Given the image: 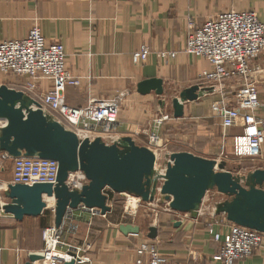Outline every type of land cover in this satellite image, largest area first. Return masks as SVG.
<instances>
[{
  "label": "built area",
  "instance_id": "2783aa9c",
  "mask_svg": "<svg viewBox=\"0 0 264 264\" xmlns=\"http://www.w3.org/2000/svg\"><path fill=\"white\" fill-rule=\"evenodd\" d=\"M183 53L201 59L208 65L207 69L200 72L196 85L211 89L208 93L220 94V100L211 105V113L219 120L223 133L220 154L227 156L224 153L230 145L236 158L264 161V118L259 115L264 111V99H258L256 86L257 79L264 75V68L256 63L264 53V24L258 20L257 14L253 11L229 10L209 18L200 27L190 25ZM150 54L147 47H141L132 54L133 64L145 63ZM176 56V52L157 53L160 60L175 59ZM0 74L29 80L23 88L33 93L31 98L78 138L79 134H85L86 139L92 141L96 137L107 136L113 143L120 137L116 134L119 100L92 98L80 108L67 105L64 91L68 87H79L81 82L66 67L64 46L61 43H48L39 27L34 26L23 39L0 41ZM44 81L50 82V89H44ZM229 81L232 85L223 87V83ZM228 95H232L234 101L228 100ZM51 112L64 119L67 125ZM166 119L168 117L163 116L156 122L160 124ZM99 129L102 135L96 134ZM234 130L237 132L234 133ZM150 139L154 144L158 141L153 134ZM6 163H12L9 184L33 186L56 183L57 162L24 157L11 159L6 153H0V172ZM87 183L81 172L70 174L67 180L70 189H81ZM126 196L129 203L125 205V213L132 215L135 212H131L128 205L134 200L139 203L140 199ZM50 199L53 200V206L44 211L54 213L55 201ZM201 209L202 207L197 217L203 215ZM78 210L90 213L93 218H105L107 215H102L97 209H86L83 206ZM73 211L66 213L59 227L52 225L45 229L43 248L40 251L44 255L43 264L79 262L80 248L68 244L64 239L68 229L76 233V226L70 222ZM212 212H215L214 208ZM214 214L206 229L212 241L218 245L217 252L211 257L212 263L235 264L250 257L254 251L264 249V233L235 225L227 221L225 216ZM133 264L199 263H171L159 252L155 242L150 241L136 246Z\"/></svg>",
  "mask_w": 264,
  "mask_h": 264
},
{
  "label": "crops",
  "instance_id": "0c3cea01",
  "mask_svg": "<svg viewBox=\"0 0 264 264\" xmlns=\"http://www.w3.org/2000/svg\"><path fill=\"white\" fill-rule=\"evenodd\" d=\"M229 10L253 11L264 24V0H0V41L23 39L34 26L39 27L48 43L64 46L66 67L81 82L79 87L64 91L67 105L80 108L92 98L119 100L118 134L133 137L147 133L153 116L149 98L154 93L139 95L138 83L157 78L163 86L173 84L186 89L196 85L200 72L208 65L183 53L189 26L200 27ZM141 47H147L151 54L145 63L134 65L132 54ZM160 51L176 52L177 56L160 60ZM256 63L264 68V53ZM256 86L258 99H264V75L257 79ZM43 87L50 89V82L44 81ZM259 115L264 118V111ZM34 219H38L37 224L30 228L23 219L0 229V264H26L30 252L41 251L43 233L54 225V213ZM97 219L88 212L74 210L70 222L76 226V233L68 229L64 239L133 237L123 236L119 226L109 223L98 232ZM31 236L41 241L26 244ZM113 248L119 249L115 245ZM217 250L218 245L208 248L205 255L212 257ZM235 264H264V249Z\"/></svg>",
  "mask_w": 264,
  "mask_h": 264
},
{
  "label": "water",
  "instance_id": "95a60500",
  "mask_svg": "<svg viewBox=\"0 0 264 264\" xmlns=\"http://www.w3.org/2000/svg\"><path fill=\"white\" fill-rule=\"evenodd\" d=\"M136 91L141 96L150 93L162 96L163 81L157 78L141 81ZM211 91L198 85L182 90L179 99L172 101L173 119L183 117L186 103L195 102ZM0 153H6L11 159L37 158L58 164L55 185L6 186L4 197L9 203L0 205V210L16 222L26 217H40L46 209L44 197L55 201V227L61 225L69 210L80 206L97 209L105 215L111 211L103 193L107 188L147 203L153 202L159 191L171 211L196 218L206 193L217 191L226 200L216 204L215 215L264 233V170L253 171L243 178L235 177L224 170V162L182 152L170 156L161 174L155 168L153 152L137 146L131 137H119L111 145L101 138L80 140L42 110L33 98L5 86L0 87ZM76 172L83 173L88 183L81 189H70L67 180ZM118 231L123 236L140 233L139 227L130 224L119 225ZM147 236L154 240L156 228H149ZM43 261L42 252H30L26 264H43Z\"/></svg>",
  "mask_w": 264,
  "mask_h": 264
},
{
  "label": "rangeland",
  "instance_id": "374dc122",
  "mask_svg": "<svg viewBox=\"0 0 264 264\" xmlns=\"http://www.w3.org/2000/svg\"><path fill=\"white\" fill-rule=\"evenodd\" d=\"M28 83L29 80L26 78L0 74V87L5 86L8 89L23 92L31 97L33 93L23 88ZM230 85H232L231 81L223 83V87ZM163 88L162 96L150 95L149 104L152 106L153 116L152 120H149L150 125L149 122L147 124V133H138V135L131 137L137 146L145 147L156 155L155 168L157 171L162 174L166 164L170 161V156L182 152L190 153L203 159L215 160L218 163L224 162V170L235 177L243 178L253 171L264 170V161L260 159H239L234 157L230 145L226 147L224 153L227 156L220 154L223 133L219 120L211 113V105L220 100V94L205 92L197 101L186 103L183 117L175 120L172 117V101L179 99V95L184 88L182 89L179 85L173 84L163 86ZM227 98L230 101H234L232 95H228ZM51 114H54L59 121L67 125L64 119L55 113L51 112ZM163 116L168 117V119L157 124L156 121L162 119ZM98 132L96 134L102 135L101 129ZM116 134L119 136L118 131ZM152 134L158 138L156 144L150 139ZM96 138H101L107 145L112 144L107 136ZM11 170L12 163H6L3 165V171L0 172L1 206L9 203V200L4 197V191L6 190L7 182L11 179ZM103 193L109 197L107 205L111 211L107 213L105 218L96 220L98 221L96 231L99 232L109 223L113 227L125 224L137 226L140 229V233L126 240L66 239L65 241L68 244L80 248V253L78 254L79 262L76 264H133L136 246L150 241L155 242L159 252L171 263L190 261H196L199 264L212 263L211 257H207L205 253L208 248L216 247L217 244L212 241L206 229L212 215L215 213L212 212V208L215 209L216 204L226 200L224 195L217 191L207 192L202 202V205L205 206L202 208L203 210L201 209L203 215L192 218L189 214L184 216L171 211L159 191H157L155 199L151 203L139 200L138 207L132 215L125 213V205L129 203L128 196L115 194L108 188ZM156 199H158L157 202H155ZM46 206V208L50 209L53 204L51 206L46 204ZM48 213L51 212L48 211ZM44 218H41V220ZM24 219V223L29 228L36 226L38 221V219L34 218ZM13 221L0 210V229L6 228L11 223L14 224ZM174 224L179 225L175 227ZM151 227H155L157 230V237L154 240H150L147 236ZM32 237L26 239L25 243L38 244L41 241L40 239H31ZM112 240L114 241L113 244L119 247L118 250L113 248L114 245L109 244Z\"/></svg>",
  "mask_w": 264,
  "mask_h": 264
},
{
  "label": "bare ground",
  "instance_id": "6f19581e",
  "mask_svg": "<svg viewBox=\"0 0 264 264\" xmlns=\"http://www.w3.org/2000/svg\"><path fill=\"white\" fill-rule=\"evenodd\" d=\"M79 138H80V140H83V139H86L87 138V136H85V134H79ZM155 158H156V155H155ZM158 161V160H157ZM158 163V162H157ZM156 163V164H157ZM241 178V177H240ZM139 199V198H138ZM204 199H205V197H204ZM204 199H203V201H204ZM157 200L158 199H156L155 200V202H157ZM44 201L46 202V204L48 205V206H51L52 204H53V200H51L50 198H47V197H44ZM216 203V202H215ZM214 203V204H215ZM138 200H134L132 203H130L129 205H128V208H129V210H131V212H135L136 211V209H137V207H138ZM157 205V204H156ZM154 207V206H153ZM205 206H202V208H204Z\"/></svg>",
  "mask_w": 264,
  "mask_h": 264
},
{
  "label": "trees",
  "instance_id": "16d2710c",
  "mask_svg": "<svg viewBox=\"0 0 264 264\" xmlns=\"http://www.w3.org/2000/svg\"><path fill=\"white\" fill-rule=\"evenodd\" d=\"M108 196H107V200H108ZM44 215H46L47 214V216L49 215V213H48V211H44V213H43ZM42 222V225L44 226V224L46 223V219L44 218L43 220H41Z\"/></svg>",
  "mask_w": 264,
  "mask_h": 264
}]
</instances>
